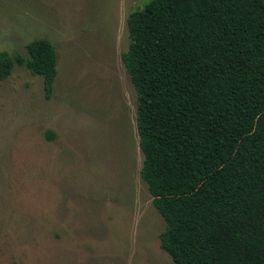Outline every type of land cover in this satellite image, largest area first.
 I'll list each match as a JSON object with an SVG mask.
<instances>
[{
	"label": "rangeland",
	"instance_id": "374dc122",
	"mask_svg": "<svg viewBox=\"0 0 264 264\" xmlns=\"http://www.w3.org/2000/svg\"><path fill=\"white\" fill-rule=\"evenodd\" d=\"M148 1L0 0V52L47 38L58 66L50 98L26 66L0 82V264H175L122 59Z\"/></svg>",
	"mask_w": 264,
	"mask_h": 264
},
{
	"label": "trees",
	"instance_id": "16d2710c",
	"mask_svg": "<svg viewBox=\"0 0 264 264\" xmlns=\"http://www.w3.org/2000/svg\"><path fill=\"white\" fill-rule=\"evenodd\" d=\"M127 23L162 249L175 264H264V0H149ZM18 65L50 98L53 43L0 52V82Z\"/></svg>",
	"mask_w": 264,
	"mask_h": 264
}]
</instances>
